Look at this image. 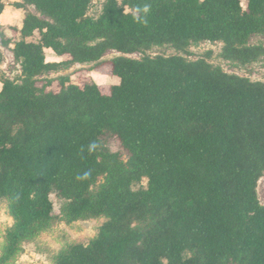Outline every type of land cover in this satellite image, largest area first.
Segmentation results:
<instances>
[{"label": "trees", "instance_id": "trees-1", "mask_svg": "<svg viewBox=\"0 0 264 264\" xmlns=\"http://www.w3.org/2000/svg\"><path fill=\"white\" fill-rule=\"evenodd\" d=\"M21 1L46 19L25 17L12 48L21 82L0 87V204L13 219L0 264L57 220L54 193L69 219L106 220L54 264H264V82L182 56H120L102 69L111 51H183L204 41L254 63L264 47L248 42L264 33V0H107L97 18L88 15L93 0ZM91 63L120 82L49 77ZM144 179L147 188L136 190ZM143 221L148 229H133Z\"/></svg>", "mask_w": 264, "mask_h": 264}, {"label": "rangeland", "instance_id": "rangeland-1", "mask_svg": "<svg viewBox=\"0 0 264 264\" xmlns=\"http://www.w3.org/2000/svg\"><path fill=\"white\" fill-rule=\"evenodd\" d=\"M107 0H93L91 7L88 10V15L97 18L102 13V8ZM122 2L123 0H118ZM5 5V12L0 18V87L4 80L10 79L12 81L21 82L22 67L20 62L14 57L12 48L14 43L19 38V30L22 27L25 17L29 14H35L43 19H46L33 6H26L18 8L17 4L21 0H2ZM3 35L9 38L10 45L6 46L3 42ZM36 35V39H38ZM32 40V39H30ZM35 40V39H33ZM248 46H262L264 47V33L251 36ZM224 44L222 42H200L191 44L186 50H177L170 45L152 46L149 49L142 50L136 54L123 55L115 51L109 52L103 59L102 69L107 70V63L113 58L126 56L133 59H143L146 55L157 56H182L186 60L196 61L200 58H205L214 67L222 69L229 74L239 75L248 78L255 82H264V57L260 58L254 63L243 65L234 60L225 58L223 52ZM47 59L50 62H59L51 51H47ZM98 63H91L85 65H75L72 67L63 66L57 73L49 74L50 78H58L65 75H73L74 82L83 83L93 81L96 84L110 85L119 83L117 77H108L111 79L109 83L104 84L99 74L106 75L102 71L95 70ZM95 70V71H94ZM45 78H40L39 86H42ZM57 91L56 85L52 88ZM113 153L121 154L119 159L121 162H126L124 150L118 141H112L109 145ZM106 165H109V160H102ZM258 185L259 199L264 205V176L261 178ZM105 182V178H99L92 188V192H97ZM148 186V181L143 180L142 183L136 184V190L145 189ZM55 213L58 218L52 224L39 228L36 227L29 235V239L21 244V249L12 258L9 264H54L53 258L60 251L67 248L69 245H88L95 237L99 227L106 221L104 218L87 217L78 220H71L69 217L61 213L65 201L60 199L55 193L52 195ZM151 225V222H136L133 224V229L145 231ZM13 226V219L9 216L5 206L0 204V254H2L6 247V238L8 230Z\"/></svg>", "mask_w": 264, "mask_h": 264}, {"label": "crops", "instance_id": "crops-1", "mask_svg": "<svg viewBox=\"0 0 264 264\" xmlns=\"http://www.w3.org/2000/svg\"><path fill=\"white\" fill-rule=\"evenodd\" d=\"M95 71V70H94ZM99 76L101 77V79L104 81V84H108L111 79L107 78V75H102V74H99ZM109 77V76H108ZM111 77V76H110ZM108 79V81L106 82V80ZM118 84V83H116ZM98 85H102V84H98Z\"/></svg>", "mask_w": 264, "mask_h": 264}, {"label": "bare ground", "instance_id": "bare-ground-1", "mask_svg": "<svg viewBox=\"0 0 264 264\" xmlns=\"http://www.w3.org/2000/svg\"><path fill=\"white\" fill-rule=\"evenodd\" d=\"M262 180V179H261Z\"/></svg>", "mask_w": 264, "mask_h": 264}]
</instances>
